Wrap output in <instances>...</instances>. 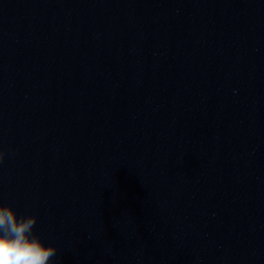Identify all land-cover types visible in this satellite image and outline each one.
<instances>
[{
    "label": "clouds",
    "instance_id": "clouds-1",
    "mask_svg": "<svg viewBox=\"0 0 264 264\" xmlns=\"http://www.w3.org/2000/svg\"><path fill=\"white\" fill-rule=\"evenodd\" d=\"M5 156L0 148V164ZM36 223L35 215L18 217L12 206L0 203V264H53L57 247L34 233Z\"/></svg>",
    "mask_w": 264,
    "mask_h": 264
}]
</instances>
